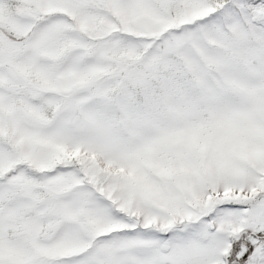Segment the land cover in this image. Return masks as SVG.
<instances>
[{
    "label": "snow or ice",
    "instance_id": "obj_1",
    "mask_svg": "<svg viewBox=\"0 0 264 264\" xmlns=\"http://www.w3.org/2000/svg\"><path fill=\"white\" fill-rule=\"evenodd\" d=\"M0 264H264V0H0Z\"/></svg>",
    "mask_w": 264,
    "mask_h": 264
}]
</instances>
